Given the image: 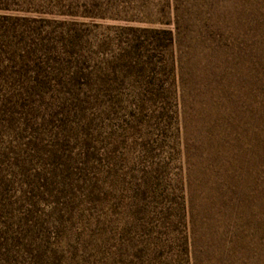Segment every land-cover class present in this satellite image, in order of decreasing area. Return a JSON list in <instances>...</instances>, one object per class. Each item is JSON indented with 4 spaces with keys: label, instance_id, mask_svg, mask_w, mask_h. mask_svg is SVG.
<instances>
[{
    "label": "rangeland",
    "instance_id": "1",
    "mask_svg": "<svg viewBox=\"0 0 264 264\" xmlns=\"http://www.w3.org/2000/svg\"><path fill=\"white\" fill-rule=\"evenodd\" d=\"M0 264H264V0H0Z\"/></svg>",
    "mask_w": 264,
    "mask_h": 264
},
{
    "label": "trees",
    "instance_id": "2",
    "mask_svg": "<svg viewBox=\"0 0 264 264\" xmlns=\"http://www.w3.org/2000/svg\"><path fill=\"white\" fill-rule=\"evenodd\" d=\"M164 32H166V34L169 35L170 40L173 41L174 38H173V34H172V32H170V31H164Z\"/></svg>",
    "mask_w": 264,
    "mask_h": 264
}]
</instances>
